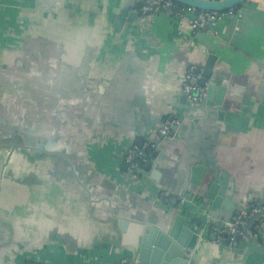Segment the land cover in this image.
I'll return each mask as SVG.
<instances>
[{"label":"crops","instance_id":"0c3cea01","mask_svg":"<svg viewBox=\"0 0 264 264\" xmlns=\"http://www.w3.org/2000/svg\"><path fill=\"white\" fill-rule=\"evenodd\" d=\"M124 2L0 0V67L20 57L22 37L46 33L47 38L62 43L63 61L78 66L87 59L85 79L100 84L95 115L85 103L89 135H124L139 146L137 142L141 145L146 140V127L163 124L175 112L174 104L183 96L184 72L191 67L203 69L206 57L215 54L212 78L217 87L225 88L221 106L224 120L219 121L215 109L201 108L202 118L190 120L196 114L188 113L185 130L175 129L172 137L162 141L152 165V170L160 172L155 183L162 188L158 198L153 185L143 182L133 186L125 181L124 164L115 162L110 149V154L100 158L108 172L124 183V190L102 176L97 184L104 192L100 191L97 201L107 202L106 191L111 190L110 201L123 216L170 225L178 215L177 194L197 192L192 168L201 166L211 170L219 167L228 173L239 204L248 200L249 204L257 203L264 192V0H247L236 16L217 22L208 31L193 32L187 23L178 25L163 14L140 16L138 31L130 37L109 28ZM53 193L55 199L51 200ZM52 194L42 204L44 215L39 220L42 233L38 237H43L44 243L53 241L45 247L42 261L121 264L124 257L116 252L125 247L123 236L118 227L109 229L103 223L105 212L96 222L83 203L76 206L69 201L62 210L60 190ZM29 196L27 189L5 186L0 190V209L13 211V204L24 208ZM258 236L264 246V225ZM192 249L197 264H264L261 254H254L250 263L240 262V248H228L211 240L210 235L194 243Z\"/></svg>","mask_w":264,"mask_h":264},{"label":"water","instance_id":"95a60500","mask_svg":"<svg viewBox=\"0 0 264 264\" xmlns=\"http://www.w3.org/2000/svg\"><path fill=\"white\" fill-rule=\"evenodd\" d=\"M173 1L198 11L225 12L239 8L247 0ZM138 4L139 0H125L118 6L114 20L109 21L112 33L124 37L137 33L141 18ZM18 44L20 57L13 64L0 67V190L12 185L18 190L27 189L30 196L24 208L13 204V211L0 209V264H45L41 256L45 247L52 245L53 241L44 243V238L38 237L42 233L39 220L44 215L42 204L55 189L60 190L62 210L69 201L75 202L76 206L83 203L90 217L97 219L96 222L101 219V212H105L103 223L109 229L118 227L123 236L122 245L125 247L114 251L120 254V258L124 257L126 262L123 264H197L192 249L194 243L209 235L211 240L216 239L208 227H218L223 221L235 220L240 212L264 204V192L257 203L249 204L248 200L239 204L233 195L236 187L230 175L219 167L211 170L201 166L192 168V182L197 192L177 194L178 215L170 225L123 216L110 201L111 190L106 191L108 199L104 196L107 202L98 204L100 191L104 192L97 184L100 177L110 178L119 189L124 190V183L118 182L108 172L110 169L100 156L110 154L112 149L115 162L122 164L124 154L132 143L124 135L121 138L106 134L89 135L91 128L90 125L85 126V103L91 106L95 115L100 84L85 79L87 59L83 58L78 66L63 61L62 43L47 38L46 33L44 36L22 37V42ZM216 60L215 54H209L204 68L195 70L198 81L205 87L204 101L194 104L186 101L183 95L179 104H174L175 112L168 120L180 119L181 125L177 130H185L188 113L196 114L190 120L202 118L201 108L215 109L219 121L224 120L221 106L225 88L224 85L217 87L212 78ZM205 122L208 123V119ZM161 126L146 127L145 139L152 141ZM174 130L168 137L174 135ZM140 143L137 142L139 146L142 145ZM161 145L162 142L137 176L129 173L126 165L121 168L125 181L130 185L147 183L158 189L157 198L162 189L155 185L159 182L160 172L152 170V165L157 161ZM53 199L54 193L51 195ZM221 212L233 217L227 218ZM261 217L264 218L256 217L243 226L246 244L240 247L236 243L231 247L240 248L242 257L239 261L242 263L253 261L254 254L264 256V246L252 238V227ZM203 224L208 226L205 232H202Z\"/></svg>","mask_w":264,"mask_h":264},{"label":"built area","instance_id":"2783aa9c","mask_svg":"<svg viewBox=\"0 0 264 264\" xmlns=\"http://www.w3.org/2000/svg\"><path fill=\"white\" fill-rule=\"evenodd\" d=\"M137 11L140 16L157 13L166 14L173 20L178 21L180 25L188 23L193 32L208 31L217 22L237 15L236 9L225 12H203L180 5L173 0H139ZM182 93L186 101L194 104H200L205 99V87L198 81V76L192 67L185 72ZM180 125L181 121L177 117L172 120H166L158 128L152 141L145 140L141 146L130 145L123 158V164L127 166L128 172L134 177L137 176L142 166L151 161L150 155L158 149V145L162 140L167 138L169 133ZM259 216H264V204L253 206L247 212L242 211L235 220L223 221L218 227H208L203 224L202 232H205L208 227L215 234L216 242L231 248L236 243L239 245L245 242L243 226ZM263 225V217L257 223H254L252 227V238L254 240L258 241L259 228ZM124 262H126L125 259L120 260L121 264Z\"/></svg>","mask_w":264,"mask_h":264},{"label":"trees","instance_id":"16d2710c","mask_svg":"<svg viewBox=\"0 0 264 264\" xmlns=\"http://www.w3.org/2000/svg\"><path fill=\"white\" fill-rule=\"evenodd\" d=\"M238 8H236V10H237ZM137 175V174H136Z\"/></svg>","mask_w":264,"mask_h":264}]
</instances>
